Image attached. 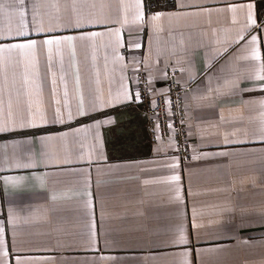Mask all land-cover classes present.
Instances as JSON below:
<instances>
[{
  "label": "crops",
  "instance_id": "obj_1",
  "mask_svg": "<svg viewBox=\"0 0 264 264\" xmlns=\"http://www.w3.org/2000/svg\"><path fill=\"white\" fill-rule=\"evenodd\" d=\"M72 2L26 0L29 28L34 11L47 28L58 16L67 19ZM76 2L83 6L80 11L85 16L101 22L46 34L103 32L95 38V47L92 40L75 42L85 103L98 87L107 101L109 89L115 97L124 85L129 98L121 96L110 106L64 124L0 133V222L9 264H17V258L19 264H183L185 260L188 264H264V142H239L246 129L251 132L259 124V109L242 100L258 99L264 93L235 94L224 84L256 66L254 61L238 59L250 50L252 35L257 36L264 56V28L248 27L245 40L234 42L247 24L249 11L257 24L264 21V0H142L144 23L134 20L135 0ZM121 3L127 7H120ZM180 3L189 7L179 8ZM33 4L38 7L33 9ZM92 4L96 7H89ZM101 4L113 7L102 9ZM230 5L238 7L232 11ZM196 6L211 9V15H177L195 13ZM156 13L163 15L153 20ZM31 38L39 40L43 35L32 34ZM46 52L41 46L39 74L30 70L27 84L23 67L17 69L15 87L21 92L22 106L31 99L35 109L40 101L51 117L55 99L63 105L66 86L75 113L78 96L70 49L67 43L59 53L54 48L51 72L46 68ZM140 77L155 92L166 91L172 83L185 88L187 154H178L171 142L152 149L145 112L136 99ZM252 83L241 79L240 86ZM7 98L5 94V106ZM61 133L67 137L61 139ZM28 135L54 136L48 155L39 143L27 146L34 150L33 156L13 146L12 141ZM222 152L229 155L222 156ZM101 153L104 159L98 158ZM17 159L31 160L34 166L16 168ZM175 161L179 167H169ZM226 163L230 164L227 168L223 167ZM173 174L180 175L179 199L176 182L167 179ZM6 176L31 179L15 189L10 183L5 195ZM40 176L45 178L43 187L35 178ZM85 191L92 194L91 210L85 203ZM52 193L57 194L55 201ZM226 206L233 210L221 212ZM9 207L13 209L12 224L8 223ZM93 220L94 238L89 227ZM180 225L187 244L172 243L179 238Z\"/></svg>",
  "mask_w": 264,
  "mask_h": 264
},
{
  "label": "snow or ice",
  "instance_id": "obj_2",
  "mask_svg": "<svg viewBox=\"0 0 264 264\" xmlns=\"http://www.w3.org/2000/svg\"><path fill=\"white\" fill-rule=\"evenodd\" d=\"M179 8L189 7V5H185L180 3L177 5ZM33 9L38 7L37 4L32 5ZM69 7V6H66ZM82 5H79L76 0L70 5L71 13L68 15L67 19L56 17L54 21L50 20L48 23V27L45 28L44 20L42 18L37 19L39 13L34 11L33 18H32V27L29 28V23L26 19L27 17V4L26 0H0V40H10L15 38H23L21 42H14V43H0V133H5L9 131H18L23 130L26 128H36L39 125H47L51 124H64L66 121L71 122L75 119L76 116L85 117L90 115L91 112L96 111L97 109H102L106 106H110L116 103L120 97L122 96L124 99L129 98V92L126 86L121 85V92L117 94V96L112 97L111 89H109V99L106 101L102 90L98 87L95 90V94H90L88 103H85V97L80 87V74L79 69L77 67L76 61V44L75 42L79 39L80 41H93L97 36H103V32H80L77 35H47L46 33L53 31V29H60V30H79L85 24H96L100 23L99 19H96L94 16H85L83 12L80 11ZM89 7L95 8L96 5L92 4ZM100 7L103 9L105 7L111 8L112 5H103L101 4ZM120 7L126 8L127 6L123 3L120 4ZM135 16L134 20L144 23L145 15L143 11V4L142 0H135ZM197 11L195 13H177V15H198L202 12L209 13L211 15V9L204 8L202 6H196ZM232 11H235L237 5H230L229 6ZM242 7V6H241ZM251 9V5L248 6ZM163 13H156L152 19L156 20ZM127 16L124 17V23H127ZM233 23H235V17H233ZM255 26L256 28H264V21L257 24L256 19L253 16V13L249 11L247 16V24L245 28L242 29L240 32L237 33L236 43L244 41L245 35L244 32L248 27ZM108 31H112V29H108ZM35 34L36 36L43 35V39H35L31 38V35ZM250 34V33H249ZM116 35L119 36V30H116ZM67 43L70 52H71V64L73 69L75 70V82H76V92L78 96V104L75 109V113L73 112L72 106L68 101V91L67 87L65 86L64 90V102L61 105L60 99H55V108L52 112L51 117H49L46 110L41 107L40 101L36 102L35 109L33 108V101L28 99L26 104L22 106V102L20 99L21 92L19 89L15 87L16 85V76H17V69L23 67L24 74L23 78L25 84H27L29 80V71L32 70L36 75L39 74L38 66H39V50L41 46H45L47 49L46 52V68L49 72H51L53 66V50L55 48L56 52L59 53L61 46ZM248 45L250 46V50L247 51L242 57L238 59H242L244 61H254L256 62V66L248 71L246 75L241 77H237L234 80H225L224 84L229 86L230 92H235V94H239L241 92H250L254 90H259L261 93H264V56L261 55L259 42L257 36L252 35L251 39L248 41ZM140 45L137 44L136 47ZM61 70L63 71V58L61 57L60 60ZM52 93L53 97L56 95V88H55V73H52ZM63 78V76H62ZM241 79L253 81L254 83L251 84L250 87H241L240 82ZM99 83V80H97ZM5 94H7V103L5 106ZM15 96V99H14ZM136 99H140V93H136ZM242 103L248 105L252 108H258V118L259 124L254 127L251 132L247 129L245 130L244 139L239 142H245L247 140L251 141H260L264 142V95H261L258 99L254 100H242ZM240 119H244V117H240ZM251 120V117H249ZM95 125L98 127L100 121L97 120L94 122ZM183 123V121H182ZM80 131V129H77ZM67 137V133H61L60 138L64 139ZM160 139L159 136L156 137ZM55 139L52 135H28L26 139L23 140H14L12 144L14 147L20 148L21 151L28 156H33L34 150L27 147L30 145H35L39 143L42 148L45 150L44 154L48 155V149L50 147V142ZM97 139L99 137L97 136ZM171 143H175L174 140L170 138ZM227 143V139H226ZM7 149V145L3 146ZM264 152V148L261 149ZM222 156H228V152L220 153ZM49 159H55L54 156H49ZM99 159H104L103 154L101 153L98 157ZM196 157H193L195 159ZM7 159V156H5ZM66 160V158H65ZM89 163L92 161V153L88 154ZM67 162V160H66ZM34 163L30 160L29 162H21L17 159L14 167L16 168H32ZM230 164L226 163L223 167L227 168ZM169 167L176 169L179 167L178 161H175L173 164L169 165ZM34 175V174H33ZM46 175V174H45ZM40 186L43 187L45 185V178L44 176L35 177ZM31 177L29 176H16V177H4V192L5 195L9 192V186L11 183V187L13 189L18 187H23ZM170 181L176 182L174 191L176 193V198H180V175L173 174L172 176L168 177ZM148 183V181H144ZM90 184V180L88 181ZM84 195L88 197L85 201L86 206L89 210L92 209V194L90 191H85ZM57 194L52 193L51 199L55 201L57 199ZM233 209L231 207H224L221 209V212H231ZM91 215V211L89 212ZM195 215V212H194ZM13 209L9 207L8 210V223H13ZM90 234L94 238L96 236L95 232V222L94 220L90 224ZM177 231L179 232V238L172 241L173 244H187L188 237L185 234V230L183 225L178 226ZM4 233L5 229L3 226V222H0V264H9V261L6 259L9 255L7 246L4 240ZM15 233H13V244L15 243ZM17 264H19V258H17ZM183 264H188V261L185 260Z\"/></svg>",
  "mask_w": 264,
  "mask_h": 264
},
{
  "label": "built area",
  "instance_id": "obj_3",
  "mask_svg": "<svg viewBox=\"0 0 264 264\" xmlns=\"http://www.w3.org/2000/svg\"><path fill=\"white\" fill-rule=\"evenodd\" d=\"M140 93L139 104L142 105L152 149L175 141L174 150L178 154L189 151V133L186 128L185 88L170 84L166 91L155 92L149 84L140 77L137 81ZM183 121V123H182ZM159 136L160 139L156 137Z\"/></svg>",
  "mask_w": 264,
  "mask_h": 264
},
{
  "label": "trees",
  "instance_id": "obj_4",
  "mask_svg": "<svg viewBox=\"0 0 264 264\" xmlns=\"http://www.w3.org/2000/svg\"><path fill=\"white\" fill-rule=\"evenodd\" d=\"M154 8H156V7H154Z\"/></svg>",
  "mask_w": 264,
  "mask_h": 264
}]
</instances>
